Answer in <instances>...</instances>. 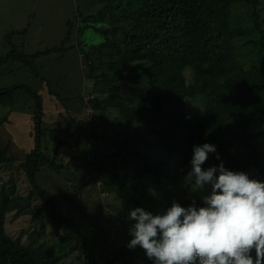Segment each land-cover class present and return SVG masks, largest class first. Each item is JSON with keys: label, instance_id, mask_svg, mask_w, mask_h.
<instances>
[{"label": "trees", "instance_id": "obj_1", "mask_svg": "<svg viewBox=\"0 0 264 264\" xmlns=\"http://www.w3.org/2000/svg\"><path fill=\"white\" fill-rule=\"evenodd\" d=\"M261 1L108 0L105 10L98 15L103 11L110 15L111 22H115L105 31L121 35L120 40L95 44L92 49L83 51V56L89 67L86 76L93 77L97 87L99 82L105 84L109 94L103 100L88 98L86 103L96 110L103 111L110 106L117 109L122 118L107 119L109 130L121 134L125 128L138 124L146 134L136 133L125 144L114 142L111 134L115 132L105 136L98 134L94 126L97 116L91 115L92 119L86 124L91 126L89 136L99 155L95 153L89 163L102 169L108 163L112 166L113 158L127 152L135 161V182L148 174L154 183L160 184L171 176L167 172L173 167L186 173L190 170L194 145L211 143L216 145L226 168L246 172L250 179L264 182V154L255 142L264 134L251 131L254 126L264 127V36L251 38V30L264 33V21L258 8ZM237 5L250 7L252 25L233 23ZM70 32L62 45L69 40ZM240 41H244L242 48ZM249 45L256 47L260 57L247 67L240 62V56L243 47ZM12 58L31 63L25 55L12 49L0 58V64ZM187 71L192 72L190 78ZM122 80L143 86L138 98L120 95ZM22 89L30 91L36 100L31 119L34 129L30 131L35 146L21 162L31 188L27 195H20L0 178V264H59L77 250L85 252L94 263L95 255L82 229L69 215L59 211L63 195L41 187L37 181V173L45 164L61 172L53 157L43 149L47 134L60 143V129L43 126L41 95L25 85H15L0 88V103L10 101L8 105L12 106L14 95ZM189 99L194 103L192 112L187 110ZM8 120V114L0 116V126ZM231 120H236L238 126H233ZM77 123L85 122L80 119ZM148 135L156 136L163 145L165 157L162 160L147 157L138 150V145L146 143ZM107 143H114V147L107 149ZM10 150V143L0 144V176L4 165L14 163ZM219 163L214 154L212 162L203 167ZM115 175L120 177L118 173ZM120 179L122 186H128L126 176ZM134 189L138 194L137 202L152 201L144 189L139 190L137 186ZM34 191L42 200L36 215L44 211V217L53 221V234L50 239L45 237L46 222L42 220L43 231L30 233L29 242L24 243L21 237L14 238L7 232V218L13 212L33 213ZM193 195L184 202L185 207L191 204ZM195 198L198 207L204 206L198 196ZM120 257L126 259V264L132 263L133 257L153 264L141 248L129 249L127 244L115 250L113 256L106 257L105 264H116Z\"/></svg>", "mask_w": 264, "mask_h": 264}, {"label": "rangeland", "instance_id": "obj_2", "mask_svg": "<svg viewBox=\"0 0 264 264\" xmlns=\"http://www.w3.org/2000/svg\"><path fill=\"white\" fill-rule=\"evenodd\" d=\"M107 1L0 0V58L16 49L18 54L31 60L30 64H26L20 58H12L0 64V88L25 85L41 95L43 126L60 129V143L47 134L43 149L49 157H53L61 172L58 173L49 164H45L37 173V181L41 187L63 195L59 211L69 215L82 229L88 247L96 258L93 263L85 252L77 250L59 264H105L106 257L113 256L115 250L132 239L129 228L134 222L127 218L131 209L143 207L157 214L166 211L173 199L184 206L191 194L183 186L187 173L179 168L173 167L172 171H168L171 176L160 184L154 183L148 174L135 182V161L127 152L113 158L115 161L111 163L112 166L108 163L102 169L89 163L95 153L99 155V151L93 148V139L89 136L91 126L86 124L92 119L91 115L97 116L94 126H97L98 134L103 136L115 132L109 130L107 119L122 118L117 109L111 106L102 111L86 103L88 98H108L109 92L105 84L99 82L97 87L95 79L86 76L89 67L83 51L105 40H120L121 36L105 31L115 22H111L108 13L103 11L102 15H98L101 10H105ZM258 8L264 21V0ZM251 13L250 7L237 5L232 21L236 26L252 25ZM96 15L98 16L94 17ZM69 30V40L62 45ZM263 36L264 33L251 30V38L258 39ZM243 42L240 41V48ZM259 57L256 47L244 46L240 62L249 67ZM187 75L190 78L192 72L187 71ZM120 86V95L124 97L138 98L143 90L142 85H134L126 80L120 81ZM14 98L12 106L8 105L11 104L10 101L0 103V116H9V120L0 126V144H11L10 151L14 159V163L1 168L0 178L2 182L17 189L20 195H27L31 184L21 162L35 146V139L30 131L33 132L34 129V121L31 119L36 110V100L27 89L18 90ZM187 110L194 111V103L190 99L187 100ZM80 119L85 123L78 124ZM231 122L233 126H238L236 120ZM124 126L122 124L120 127L123 129ZM251 128L253 132L264 134V127ZM136 133L146 134V130L133 124L121 134H111V139L125 144ZM145 140L146 143L138 145V150L147 157L162 160L165 152L163 145L158 143L159 138L148 135ZM255 142L264 154V135H260ZM113 145L114 143H107V149L113 148ZM213 156L214 154H210L206 163H211ZM123 158L127 160L124 161ZM115 173L120 177L126 176L129 180L128 186H122L120 177ZM135 186L139 190L144 189L152 197V201L137 202ZM31 202L35 208L33 213L13 212L7 218V232L14 238L21 237L24 243L29 242L30 233L43 231L42 220L46 222L45 237L50 239L53 234V221L44 217V211L36 215L42 200L35 191ZM251 255L255 259V250ZM125 260L120 257L116 264H126ZM131 260L133 262L130 264H146L140 257H133Z\"/></svg>", "mask_w": 264, "mask_h": 264}, {"label": "clouds", "instance_id": "obj_3", "mask_svg": "<svg viewBox=\"0 0 264 264\" xmlns=\"http://www.w3.org/2000/svg\"><path fill=\"white\" fill-rule=\"evenodd\" d=\"M210 154L220 163L204 168ZM189 163L183 186L194 194L191 204L173 199L157 214L131 209L127 247L141 248L153 264H264V182L226 168L211 143L194 145Z\"/></svg>", "mask_w": 264, "mask_h": 264}]
</instances>
